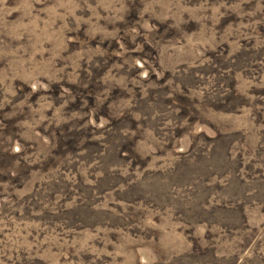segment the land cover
<instances>
[{"label": "rangeland", "instance_id": "1", "mask_svg": "<svg viewBox=\"0 0 264 264\" xmlns=\"http://www.w3.org/2000/svg\"><path fill=\"white\" fill-rule=\"evenodd\" d=\"M0 264H264V0H0Z\"/></svg>", "mask_w": 264, "mask_h": 264}, {"label": "trees", "instance_id": "2", "mask_svg": "<svg viewBox=\"0 0 264 264\" xmlns=\"http://www.w3.org/2000/svg\"><path fill=\"white\" fill-rule=\"evenodd\" d=\"M130 145H131V144H130ZM132 148H134L133 145H131V147H129L128 149L126 148V149L129 151V153H132V151H131ZM72 151H77V152H78V151H80V150H78V149H73ZM123 152H124V151H123Z\"/></svg>", "mask_w": 264, "mask_h": 264}]
</instances>
